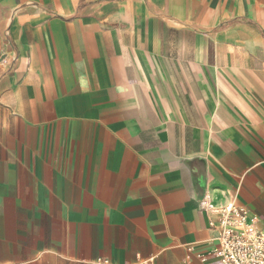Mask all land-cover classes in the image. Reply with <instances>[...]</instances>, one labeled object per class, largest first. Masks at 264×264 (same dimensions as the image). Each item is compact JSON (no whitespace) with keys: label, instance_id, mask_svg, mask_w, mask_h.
<instances>
[{"label":"crops","instance_id":"1","mask_svg":"<svg viewBox=\"0 0 264 264\" xmlns=\"http://www.w3.org/2000/svg\"><path fill=\"white\" fill-rule=\"evenodd\" d=\"M205 197L264 223V0H0V264H212Z\"/></svg>","mask_w":264,"mask_h":264},{"label":"built area","instance_id":"2","mask_svg":"<svg viewBox=\"0 0 264 264\" xmlns=\"http://www.w3.org/2000/svg\"><path fill=\"white\" fill-rule=\"evenodd\" d=\"M201 208L211 216L210 229L213 244L208 254H201L206 261L210 256L216 259L212 264H264V223L251 215L250 209L229 197L221 203L205 197ZM96 264H110L105 258ZM133 264H157V256L137 255Z\"/></svg>","mask_w":264,"mask_h":264}]
</instances>
